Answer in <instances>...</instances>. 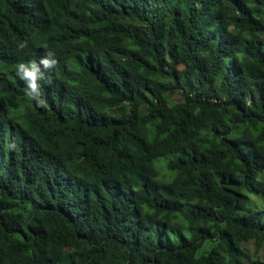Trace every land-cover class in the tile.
Wrapping results in <instances>:
<instances>
[{
    "label": "trees",
    "instance_id": "1",
    "mask_svg": "<svg viewBox=\"0 0 264 264\" xmlns=\"http://www.w3.org/2000/svg\"><path fill=\"white\" fill-rule=\"evenodd\" d=\"M49 52L45 108L9 64ZM263 248L264 0H0V264Z\"/></svg>",
    "mask_w": 264,
    "mask_h": 264
},
{
    "label": "clouds",
    "instance_id": "2",
    "mask_svg": "<svg viewBox=\"0 0 264 264\" xmlns=\"http://www.w3.org/2000/svg\"><path fill=\"white\" fill-rule=\"evenodd\" d=\"M19 47H26V43H21ZM53 55L49 52L25 61L12 60L9 64V87L13 91L24 90L31 99L37 101L39 107H47L41 92L55 100L62 98L64 68L59 67L58 59L51 58Z\"/></svg>",
    "mask_w": 264,
    "mask_h": 264
},
{
    "label": "rangeland",
    "instance_id": "3",
    "mask_svg": "<svg viewBox=\"0 0 264 264\" xmlns=\"http://www.w3.org/2000/svg\"><path fill=\"white\" fill-rule=\"evenodd\" d=\"M247 246H248V248H249L251 251L254 250V245H253V244H248ZM261 253L264 255V248L261 250Z\"/></svg>",
    "mask_w": 264,
    "mask_h": 264
}]
</instances>
